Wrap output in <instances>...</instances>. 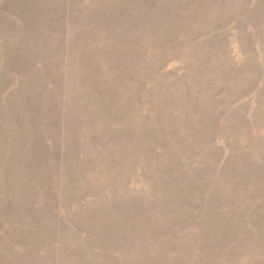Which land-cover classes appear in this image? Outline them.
Wrapping results in <instances>:
<instances>
[{"label": "rangeland", "instance_id": "374dc122", "mask_svg": "<svg viewBox=\"0 0 264 264\" xmlns=\"http://www.w3.org/2000/svg\"><path fill=\"white\" fill-rule=\"evenodd\" d=\"M0 264H264V0H0Z\"/></svg>", "mask_w": 264, "mask_h": 264}, {"label": "bare ground", "instance_id": "6f19581e", "mask_svg": "<svg viewBox=\"0 0 264 264\" xmlns=\"http://www.w3.org/2000/svg\"><path fill=\"white\" fill-rule=\"evenodd\" d=\"M155 169V168H154ZM155 216V215H154Z\"/></svg>", "mask_w": 264, "mask_h": 264}]
</instances>
